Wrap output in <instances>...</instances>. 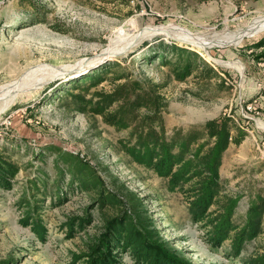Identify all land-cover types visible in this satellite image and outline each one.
<instances>
[{"label": "rangeland", "instance_id": "obj_1", "mask_svg": "<svg viewBox=\"0 0 264 264\" xmlns=\"http://www.w3.org/2000/svg\"><path fill=\"white\" fill-rule=\"evenodd\" d=\"M128 1L0 0V156L17 170L13 188L0 191V264H73L112 222L185 264H244L264 243H248L238 259L228 242L210 247L182 195L121 151L128 131L68 95L84 76L111 70L168 83V134L233 118L246 136L225 152L220 177L238 197L233 221L242 224L264 194V26L253 30L264 0ZM185 33L202 46L178 40ZM160 44L198 54L230 88L174 79L175 59ZM158 55L170 65H158ZM94 90L109 91V79Z\"/></svg>", "mask_w": 264, "mask_h": 264}, {"label": "trees", "instance_id": "obj_2", "mask_svg": "<svg viewBox=\"0 0 264 264\" xmlns=\"http://www.w3.org/2000/svg\"><path fill=\"white\" fill-rule=\"evenodd\" d=\"M98 1L112 3L116 0ZM121 2L129 3L128 0ZM159 46L165 56L175 59L171 70L174 79L184 81L192 77L200 83L199 87L201 84L213 86L217 91L230 88L198 54L164 44ZM165 56H156L158 65H170ZM118 66L113 65V68ZM108 71L104 77L100 72L77 81L71 89L80 92L68 94L72 103L81 111L101 117L105 125L117 131H128L127 139L119 142L121 151L133 163L165 181L166 191L182 195L191 222L206 233L210 247L218 249L228 242L229 256L238 259L248 243L264 236V194H257L245 220L236 224L233 217L238 197L224 192L220 177L225 152L232 144L238 146L245 132L233 118L224 115L201 126L174 129L168 134L163 119L167 103L162 93L168 83H142L129 80V76L123 74L109 77L111 70ZM106 78L109 91L91 92ZM16 172V168L0 156V191L13 188ZM111 200H106V204H112ZM86 251L85 255L73 258V264H128L124 262L125 255L130 264H185L146 235L128 232L125 223L106 224ZM244 264H264V243Z\"/></svg>", "mask_w": 264, "mask_h": 264}, {"label": "bare ground", "instance_id": "obj_3", "mask_svg": "<svg viewBox=\"0 0 264 264\" xmlns=\"http://www.w3.org/2000/svg\"><path fill=\"white\" fill-rule=\"evenodd\" d=\"M253 25H255V28L253 30H261L264 26V18L261 19L260 21L255 22ZM178 38H177L178 40H183L185 42L188 40L190 42L195 43L196 45L198 44L199 46H202L201 40H199L198 38H194L193 36L189 35L188 33H185V35H183V36H178ZM221 44H223V43H221ZM4 92H8V91H4Z\"/></svg>", "mask_w": 264, "mask_h": 264}, {"label": "water", "instance_id": "obj_4", "mask_svg": "<svg viewBox=\"0 0 264 264\" xmlns=\"http://www.w3.org/2000/svg\"><path fill=\"white\" fill-rule=\"evenodd\" d=\"M100 57L102 58V57H103V55L101 54V55H100Z\"/></svg>", "mask_w": 264, "mask_h": 264}]
</instances>
